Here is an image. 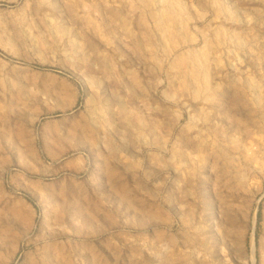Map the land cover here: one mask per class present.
Wrapping results in <instances>:
<instances>
[{
	"label": "rangeland",
	"instance_id": "obj_1",
	"mask_svg": "<svg viewBox=\"0 0 264 264\" xmlns=\"http://www.w3.org/2000/svg\"><path fill=\"white\" fill-rule=\"evenodd\" d=\"M0 264H264V0H0Z\"/></svg>",
	"mask_w": 264,
	"mask_h": 264
}]
</instances>
